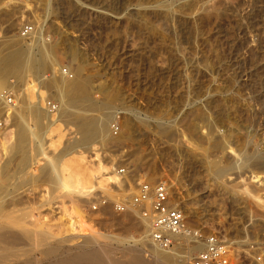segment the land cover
Segmentation results:
<instances>
[{"label": "rangeland", "instance_id": "374dc122", "mask_svg": "<svg viewBox=\"0 0 264 264\" xmlns=\"http://www.w3.org/2000/svg\"><path fill=\"white\" fill-rule=\"evenodd\" d=\"M27 24L38 33L22 38L20 28ZM25 43L35 46V54L40 45L53 48L50 55L55 65L32 75L36 82L58 79L62 68L82 64L83 75L90 77L93 100L114 95L111 122L118 118L120 132L117 139L94 142L102 163L116 170L125 168L131 188L140 180L173 181L166 183L173 200L192 214L189 226L220 234L233 254L231 264H251L247 247L261 240L264 233V0H0V56ZM4 83L3 88L13 91L22 102L21 80L9 76ZM45 90L48 100L59 104L53 93ZM84 113L98 115L96 111ZM127 115L135 121L132 135L123 126ZM147 117L151 123L148 128L139 122ZM158 118L166 122L165 129L155 122ZM64 119L75 128L74 121ZM26 120L34 122L31 116ZM12 122L11 110L0 100V184L4 194H10L6 197L23 204H17L20 213L40 212L38 217H45V221L40 219L41 225L50 226L54 233L48 241L39 237L42 234L37 230L29 241L24 237L2 239L0 253L7 261L0 254L6 261L0 258V262L26 263L36 258L37 250L41 253L37 259L42 261L50 257L49 243L57 246L58 240L57 247L63 249L56 256L62 257L73 252L67 248H74L89 234L133 246L140 230L125 218L129 213L116 215L109 208L90 211L97 196L88 202L74 198L75 203L55 199L54 179L40 174L45 161L36 149L29 152L32 157L20 173L22 177L15 174L16 163L24 155L13 150L17 127ZM193 124L197 126L195 132L189 128ZM108 131L112 137L110 127ZM73 137L70 135L69 140ZM227 147L236 153L238 148L249 154L259 152L262 158L239 169L233 166L237 158L228 154ZM79 149L90 154V146ZM10 159L13 161L7 166ZM213 163L226 166V172L213 175ZM256 175L262 177L260 181L253 178ZM121 188L128 193L127 184ZM244 189L251 200L241 193ZM45 199L52 209L40 206ZM256 199L263 206H256ZM79 220L83 221L80 228ZM70 222H75V233L84 230L88 236L71 235L67 231ZM9 240L14 241L6 244ZM147 244L142 248L144 259L153 256ZM184 244L180 241L181 247L171 252L177 264L183 260L180 248ZM113 247L114 262H123L121 246Z\"/></svg>", "mask_w": 264, "mask_h": 264}, {"label": "bare ground", "instance_id": "6f19581e", "mask_svg": "<svg viewBox=\"0 0 264 264\" xmlns=\"http://www.w3.org/2000/svg\"><path fill=\"white\" fill-rule=\"evenodd\" d=\"M162 6L161 8L163 9L164 7ZM166 10H169V9H166ZM36 33L38 32L34 29L33 34H30V36L32 37V35L34 36V34ZM23 45L19 47L17 45H14V46H17V48L15 47L14 50L7 51L8 53L6 52L5 55L0 56V89H2L0 90V93L3 90H5L3 88V86H5L4 80L5 78H8L9 76L18 77L21 80V86H22L21 97L23 98V101L18 102L17 100V106L15 108L10 109L11 114H12V119L14 121L12 122V124L14 125L16 124L15 126L17 127V131L14 136L15 145H13V150L18 155H24V159L21 162L16 163L15 174L17 173L20 176L21 174L24 173V168L26 167L25 164L29 161L30 156H31L29 155V152H32L31 149L33 150L36 149L39 152L38 155H42L45 161L43 164V167H41L40 174L41 173L45 175L47 174L48 178L50 177L54 179L55 183H54L53 190L56 191L57 193L55 196V199H60L61 201L63 199H68L70 201H73L74 198H76L75 200L82 199V201L88 202V201H91L90 199H92L91 198L92 196L94 197L96 195H99V196L102 195L108 199H113L117 195L126 194L123 192V189L121 188L122 186L121 184L123 183V180H122L123 178L121 177V175H119L118 170L114 169L113 167H109L101 162V160L98 157L97 150L95 149V145H94V142H96L97 140H99L100 142H104L106 138L108 139L116 138V137H111L108 134L109 127L112 124L111 120L114 118L113 116L114 113L111 111V109L113 108L112 107L113 103H114V95L108 94L103 99V101L93 100L89 94L90 93L89 92L90 77L83 75L84 66L82 64L81 65L77 64L74 68H68L69 71L73 73L72 79L66 78L59 72L58 79L51 77L47 81L43 80V81L36 82L35 79L31 78L32 75H37L39 72L47 70L49 66L51 67L55 65V60L52 59L51 58L52 56L50 55L53 50L52 45L51 47L47 49L45 45L38 46L37 44V46L39 47L37 54L33 53V48L35 46L33 47L32 45H30V43L29 45L27 44L25 46ZM74 53L75 52H72L71 54V57L73 58L76 55V54L74 55ZM52 71L56 72L55 68H53ZM45 89H47V91L50 90L51 92L50 91L49 92L53 93V97L59 100L58 110L54 113L49 112L47 109L46 105L49 99V95L46 93ZM0 100L2 101V98H0ZM4 108L6 107L4 106ZM84 111H89V112L96 111L98 112L96 113L98 115L96 116L86 115ZM29 116H31V118L34 120L33 124L37 123V125H33L32 122L31 124L27 122L28 119L26 120V117H29ZM63 119L69 121V123L71 121H74L75 123L74 122L73 123L74 125H76L74 126L75 128L72 129L69 125L64 123L65 121L63 122ZM149 119L150 117H147L146 119L139 120V122L148 128L150 127V124H151ZM155 122L159 123V126L162 127L161 128L162 130L166 128L165 126L167 124L166 122H163L162 119L160 118L155 119ZM123 123H124L123 126L126 130V133H128L129 135H132L135 132L134 118L131 115H127ZM171 127L169 129H171ZM189 128H191V130L193 129L192 131L194 132L197 130V126L194 124L190 125ZM72 134H74V137H73V140L71 138L72 141H70L69 136ZM84 146H90V149H89L90 154L85 155L84 151L79 149L80 147H84ZM224 149H226V147ZM228 149H230L229 150L230 152H228V154L232 153L237 158L234 161L233 166L239 169L248 167V165L252 164V162H256L262 158L259 152L258 153L253 152L249 154L244 151H241L238 148L239 152L236 153L235 152L236 149L233 150V148L227 147V150ZM16 156L14 157L16 158ZM19 157L17 158L19 159ZM12 161L13 160L10 159L7 162V166L10 163H12ZM209 167L211 168L210 165ZM214 168L215 169L213 168L211 169L214 170L213 175H216V176L226 172V169H227L226 166L223 167V165L221 166L214 165ZM29 176H31V174ZM20 177H22V175ZM254 177L258 179L257 181H260L259 179L262 178L258 175L253 176V178ZM167 181H170V183H173V181H171L170 179L163 180L160 182L166 183ZM3 186L4 185L0 184V242L3 243V241H1L2 239L4 240L7 238L11 239L13 237L14 238L24 237L25 240L28 239L29 241L31 239L30 237L34 234L36 230L37 232L42 234V235L38 234L39 237L44 236L45 240H47L48 238L52 239L51 236L53 235L54 232L50 231L51 229L49 230L50 228L49 225H48L49 227H46L47 225L43 227L42 225H44V223L40 221V219H43L42 221H45L44 220L45 217H42L43 215L41 216L40 214L41 218H39L38 216L40 212L39 213L36 212L38 215L34 214L33 212H29V211L27 212L26 210L25 212L23 211L24 213L23 212L20 213V209H18L19 207L17 205V204H20V202L16 203V201L13 200L14 197L8 198L10 197L9 196L10 194L9 193L4 194ZM115 189H118L119 192L115 193L114 192ZM95 193L96 195H94ZM241 193L244 194L248 200H251L252 196L248 193L246 189L242 190ZM6 195L8 197H6ZM45 201L40 206L41 207L48 206V208L52 209L49 206L51 205L50 201H46V202ZM75 202L73 201V203ZM21 203H22V200H21ZM174 204L179 209H181L184 212V214L186 213L189 214L185 216V219H187L185 220V222L188 228H192L189 226L192 224V223L191 224L189 223L191 221L190 218H192L191 216L192 214L189 213L188 209H185V208L183 209V207H181V205L178 204V202L174 201ZM255 204L256 206L262 205L261 201H259L258 199H256ZM21 205L23 204H20L19 206ZM62 205H63V202H62ZM129 214L130 216L129 217L126 216L125 218H127L128 222L130 223L134 221L132 222V224L133 225L136 224L137 227H139L138 230H140L139 239L138 240L133 239V244H134L133 246L124 245L122 241H118L113 238H110V239L103 238L102 239L98 235L89 234V237H83V241L77 244L74 248L72 249H70L71 247L67 248V250H73V252L71 251L72 253L69 252V254H66L60 257V255L56 256V253L57 251H60V249L62 250L63 246L57 247L59 245V240L57 239L58 240L57 246H55L51 242L49 243L50 247L48 248L49 250H47L48 251L47 254L50 255V257H48L46 254L47 258L44 257L45 259L43 258L42 261H39V258L37 259V256L40 255L41 253L39 254L37 250L38 255L36 256V258L32 257L31 260L27 261L26 263L25 261H23L24 263L22 264H177L173 262L174 256L171 253L172 251L175 250L176 245H174L171 252L161 251L153 247L150 244V242L145 238V234L147 233L145 222L137 219L136 213H129ZM41 223L43 224L41 225ZM73 223L75 222H72L71 224L68 223L70 230H67V231H70L71 235L78 234V236H88L84 230H80V231L78 230L79 232L77 231L78 233L77 232L75 233V227ZM80 223L83 225V221L80 222L79 220V228L82 227ZM39 226H41L42 228V229L40 228V231L38 230ZM55 237L58 238L57 236ZM21 239L22 238H20V241ZM59 239H60V236H59ZM42 240H44V238H42ZM64 240L68 241L67 239H64ZM13 241H11V243ZM15 241H18V240H15ZM62 241H60V243L64 244L65 242L63 241L64 243H62ZM185 241H186V244L184 248H180L181 249L180 253L183 254V257H181L182 259L190 258L191 257L190 254L193 250H197L199 252L203 250L204 248V244L202 241H195V243L193 244H189L191 240L189 241V239L187 238H185ZM7 243H10V240L6 242V244ZM145 243L146 244L148 243L147 245H150L151 251L153 253V256L152 257L150 256L151 257L150 259H146V258L144 259L143 256L141 255L143 253L142 251L143 246L146 247L144 245ZM4 244H5V241H4ZM2 245L3 244H0V246ZM45 245L46 243L44 244V246ZM113 245L115 246L117 245V247L121 246L120 247L121 252H122L121 255H123L124 257L123 262H114L111 256L112 252L114 253L113 250L115 248L113 247ZM40 248L41 246L38 249L40 250ZM6 254H7V251H6ZM13 254H14V251H13ZM4 255L1 254L2 258L5 260L6 258L4 257L6 256ZM43 256H44V253H43ZM2 258H1V261L3 260ZM4 260L3 262L7 261V259L6 261Z\"/></svg>", "mask_w": 264, "mask_h": 264}, {"label": "built area", "instance_id": "2783aa9c", "mask_svg": "<svg viewBox=\"0 0 264 264\" xmlns=\"http://www.w3.org/2000/svg\"><path fill=\"white\" fill-rule=\"evenodd\" d=\"M33 31L32 25H23L20 28V36L25 38ZM60 73L68 79L73 78V74L65 68H62ZM0 98H2L3 105L8 109L17 106L15 93L10 89L3 90L0 93ZM46 106L51 113L58 110V104L52 100H48ZM110 132L112 137L119 134L118 118L111 124ZM118 173L123 178L122 187L128 185V193L117 195L113 199L96 195L97 197L90 206V211L95 212L110 208L116 215L136 213L137 219L146 224L145 238L153 247L161 251L171 252L174 245L180 246V241L186 242L185 238L191 240L189 244L202 241L203 250L190 258L183 259L181 264H231L233 254L230 251V246L220 234L215 232L207 234L201 229L187 227L185 214L174 204L172 192L167 183H151L140 180L131 188L127 181L128 174L125 168H119ZM247 252L251 264H264V233L261 235V240L251 242L248 245ZM234 259L237 260V258Z\"/></svg>", "mask_w": 264, "mask_h": 264}]
</instances>
